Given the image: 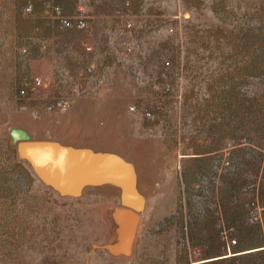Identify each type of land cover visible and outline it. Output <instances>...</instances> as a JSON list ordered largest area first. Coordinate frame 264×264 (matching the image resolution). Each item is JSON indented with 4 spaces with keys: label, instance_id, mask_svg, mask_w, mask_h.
<instances>
[{
    "label": "rangeland",
    "instance_id": "374dc122",
    "mask_svg": "<svg viewBox=\"0 0 264 264\" xmlns=\"http://www.w3.org/2000/svg\"><path fill=\"white\" fill-rule=\"evenodd\" d=\"M54 6L82 15L83 35L102 13L117 81L31 61L69 29ZM34 74L49 85L20 95ZM56 97L67 105L46 109ZM69 130L134 175L128 254L105 248L120 183L60 193L16 153L18 139ZM263 199L264 0H0V264H264Z\"/></svg>",
    "mask_w": 264,
    "mask_h": 264
},
{
    "label": "water",
    "instance_id": "95a60500",
    "mask_svg": "<svg viewBox=\"0 0 264 264\" xmlns=\"http://www.w3.org/2000/svg\"><path fill=\"white\" fill-rule=\"evenodd\" d=\"M15 149L42 182L60 193L77 194L84 185L107 179L120 183L124 203L115 207L119 222L117 238L105 248L111 254L130 252L138 214L133 209L136 196L134 175L125 161L112 153L62 145L52 139H18Z\"/></svg>",
    "mask_w": 264,
    "mask_h": 264
},
{
    "label": "crops",
    "instance_id": "0c3cea01",
    "mask_svg": "<svg viewBox=\"0 0 264 264\" xmlns=\"http://www.w3.org/2000/svg\"><path fill=\"white\" fill-rule=\"evenodd\" d=\"M90 24L91 25H89L88 31L84 33V35L77 34L75 28L67 29L61 38L56 40L54 44L52 43L49 45V49L46 53L33 55L31 61L39 64L40 66H44L45 62H48V60H57L61 62L62 66H65L70 70H73L70 66L72 63H78L83 66L86 63L91 62L94 64V73H97V75L103 79L101 86L110 84L114 79L117 81L119 78L117 76L113 77V72H118L116 70L117 60L112 46L109 44L110 34L104 32L105 29L103 27L102 13L100 12L99 15L95 13ZM80 39H83L87 44L89 43L91 45V51L86 52L81 50L78 45V41H80ZM128 70V72H130V66L128 67ZM101 74H103L104 77ZM73 111L75 112L74 109ZM85 112L86 114L95 115L93 118L95 120H98L101 117V115L97 114V112L89 113L87 110ZM69 131L54 133L53 131H50L52 134L51 139L62 145H68L75 148H87L94 152H108L117 155L111 150H98L92 146L91 144L93 143L91 142V137L89 138L83 136L85 140L80 139V137L73 130ZM256 248H264V243L259 244Z\"/></svg>",
    "mask_w": 264,
    "mask_h": 264
},
{
    "label": "built area",
    "instance_id": "2783aa9c",
    "mask_svg": "<svg viewBox=\"0 0 264 264\" xmlns=\"http://www.w3.org/2000/svg\"><path fill=\"white\" fill-rule=\"evenodd\" d=\"M27 9V8H26ZM52 15H50V18L53 22H55L58 26L62 28H84L85 27V20L79 13L77 14H63L60 9L57 6H54L52 9ZM129 25V24H126ZM82 45L83 51L89 52L90 45L87 44L85 41L80 42ZM39 46L44 47V42L38 41ZM126 50H130V46L125 47ZM163 64H168L167 60L163 61ZM82 72L89 76V78L92 76L91 74L94 73V64L91 62L86 63L83 65ZM95 81H93V84L97 85V81H101L100 77L95 76ZM50 83V77L47 75L42 74H34L31 75L29 78H25V80L22 81L18 93L20 95H34L37 93L38 88L47 87ZM92 83V82H91ZM87 86V85H86ZM83 85H76V89L78 92L82 93L85 91V87ZM67 98L66 97H56L50 100H45L44 107L48 110L54 109V108H63L67 105ZM129 110H133V106L129 105ZM142 113L145 115H149V110L144 108L142 109ZM261 208H264V199L261 200ZM255 219V217H253Z\"/></svg>",
    "mask_w": 264,
    "mask_h": 264
}]
</instances>
